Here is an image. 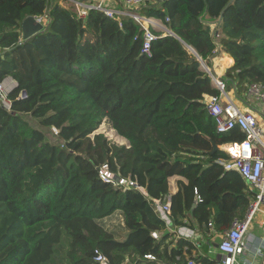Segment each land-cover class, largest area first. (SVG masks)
<instances>
[{
	"label": "trees",
	"instance_id": "obj_1",
	"mask_svg": "<svg viewBox=\"0 0 264 264\" xmlns=\"http://www.w3.org/2000/svg\"><path fill=\"white\" fill-rule=\"evenodd\" d=\"M230 1L134 9L169 31L155 34L146 55L144 31L129 16L91 11L80 20L49 0H0V81L16 82L10 110L0 108V264H93L95 252L109 264H214L193 257L195 246L175 230L209 234L211 223L221 235L250 203L242 178L217 164L229 159L221 147L245 135L217 133L202 103L219 92L199 61L212 70L219 49L234 62L223 81L238 92L264 85V0ZM43 15V31L23 41L22 21ZM104 122L124 143L96 133ZM103 167L134 185L103 181ZM174 176L185 182L169 196ZM166 196L169 228L155 214ZM112 217L120 235L103 225Z\"/></svg>",
	"mask_w": 264,
	"mask_h": 264
},
{
	"label": "built area",
	"instance_id": "obj_2",
	"mask_svg": "<svg viewBox=\"0 0 264 264\" xmlns=\"http://www.w3.org/2000/svg\"><path fill=\"white\" fill-rule=\"evenodd\" d=\"M50 4L56 3L62 9L70 11L80 20H85L91 11L104 14L107 18L118 20L121 16L131 17L144 31L142 53L150 55V45L157 39L151 28L165 25L153 18H143L132 12L142 5H153L167 0H49ZM44 27L47 23L45 15L35 17ZM169 21L166 19V22ZM121 26L120 21H118ZM169 34L167 28L165 36ZM215 36V34H214ZM217 37V35L215 36ZM0 50V59H1ZM200 62V69L209 75L212 86L219 92L218 95H203L202 103L208 115L214 120L217 133L223 134L233 129H238L245 135L241 142H234L221 147V150L229 157L226 161H217L224 171L236 172L244 181L247 190L251 193L250 203L243 219H233L229 228L221 235L214 254V264H239V258L244 254V237L257 214L264 211V128L259 119L264 121V85L252 83L246 86L243 97L237 95L236 90H227L222 76H217L205 63ZM16 88V82L6 77L0 81V108L9 111L10 102L8 94ZM21 97V95L19 96ZM238 101L239 104H236ZM254 104L259 107L258 112L251 109ZM227 146V147H226ZM101 179L106 182L115 181V185L124 190L130 189L134 184L125 179H117L106 167L99 173ZM142 191V190H141ZM155 214L169 228L170 222V197L163 201H155ZM212 226L211 223L208 224ZM182 227L175 231L179 232ZM153 238H158L157 233H152ZM148 260H154L146 256ZM93 264H109L106 258L99 252H95ZM188 264H192L189 262ZM258 264H264V252L261 254Z\"/></svg>",
	"mask_w": 264,
	"mask_h": 264
},
{
	"label": "crops",
	"instance_id": "obj_3",
	"mask_svg": "<svg viewBox=\"0 0 264 264\" xmlns=\"http://www.w3.org/2000/svg\"><path fill=\"white\" fill-rule=\"evenodd\" d=\"M214 27H215V24L211 26L212 32L214 30ZM165 29L166 28L163 29V27L158 25L155 28H151V31L155 34H163ZM214 34L215 36L217 35L216 32ZM225 54L226 53H224L221 49H219L216 56L211 60L212 69L216 71L217 69H216V66L214 65V61L216 59L217 60L220 59L221 61V63L218 64V70L220 71V73L215 72V75L217 76H223L226 69L231 68L234 64L233 59L229 56L231 58L230 60V58L226 56L227 54L226 55ZM235 103L239 104L238 101H235ZM250 108L257 112L259 110V107L254 104H252ZM259 122H260V125L264 128V121L259 119ZM178 181L185 182L184 179L178 176L171 177L168 180L169 196L177 192L178 190L177 182ZM259 215L264 218V211H262V213H260ZM208 233L209 234H203L198 229V227L196 226L191 227L187 225V226L182 227V229L179 232L175 231V238L184 239L186 241H189L192 245L195 246V251L192 252L193 257L196 254H200V255L206 256L209 260H213L216 258L214 254V249L217 244L211 240V237L215 236L216 234L212 226L209 227ZM216 236L219 237V239H221V236H218V235ZM209 242H210V244H208L209 248L207 249V253H206L203 250L205 248V245H207V243ZM243 243L245 246V251H244V254L240 256L239 258V264H258L260 261L261 254L264 252V219L261 218L255 221L254 225L252 227H249V230L244 237Z\"/></svg>",
	"mask_w": 264,
	"mask_h": 264
},
{
	"label": "rangeland",
	"instance_id": "obj_4",
	"mask_svg": "<svg viewBox=\"0 0 264 264\" xmlns=\"http://www.w3.org/2000/svg\"><path fill=\"white\" fill-rule=\"evenodd\" d=\"M211 31H212V28H211ZM213 33V32H212ZM86 39H88V40H92V36H90V35H86ZM213 72L215 73L216 72V70H214L213 69ZM224 79V78H223ZM224 82H225V84H226V87H228V86H230L231 88L230 89H228V91H230V90H233V89H235L236 90V87H235V85L230 81V80H226V79H224ZM244 90H245V88H244ZM244 90H240L239 92L237 91V94L240 96V97H243V95L245 94V91ZM52 132H53V134L55 135V130H52ZM96 133H102V134H104V136L105 137H107V139L108 140H110V141H112V142H114V143H116V144H122V143H124V141L121 139V138H119V137H117L116 136V134H115V132H113L111 129H110V127L108 126V124L107 123H102L101 125H100V127H99V129L96 131ZM45 134H46V137H47V139L51 142V143H53V144H58V142L56 141V140H54L53 139V136H51L52 135V133L51 132H45ZM264 219L262 216H260L259 214H257L256 215V217H255V219L253 220V222L251 223V225H250V227H252L253 225H254V223H255V221H257V220H259V219ZM103 225H104V227L106 228V229H108V230H111V231H115L117 234H119L120 235V233H121V229H120V223H119V219L117 218V217H112V218H110V219H106L105 221H104V223H103ZM216 235H218V234H215V236H212L211 237V240L212 241H214L216 244L220 241V239H219V237H217ZM218 236H221L220 234L218 235Z\"/></svg>",
	"mask_w": 264,
	"mask_h": 264
},
{
	"label": "water",
	"instance_id": "obj_5",
	"mask_svg": "<svg viewBox=\"0 0 264 264\" xmlns=\"http://www.w3.org/2000/svg\"><path fill=\"white\" fill-rule=\"evenodd\" d=\"M233 0L229 2V4L232 3ZM228 4V5H229ZM221 17L218 19V23L220 22ZM43 31V26L34 18V17H27L25 18L21 23V33H22V40L26 41L38 33ZM25 92L23 91L21 93V96H24ZM212 153L216 152L218 150V146H216L214 143H212Z\"/></svg>",
	"mask_w": 264,
	"mask_h": 264
},
{
	"label": "bare ground",
	"instance_id": "obj_6",
	"mask_svg": "<svg viewBox=\"0 0 264 264\" xmlns=\"http://www.w3.org/2000/svg\"><path fill=\"white\" fill-rule=\"evenodd\" d=\"M221 63V61H220V59L219 60H215L214 61V65L216 66V69H217V71H216V73H220V71L218 70V64H220ZM221 70H222V68H221ZM227 147V146H226Z\"/></svg>",
	"mask_w": 264,
	"mask_h": 264
}]
</instances>
